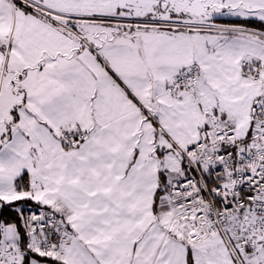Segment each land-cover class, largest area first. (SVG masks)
Segmentation results:
<instances>
[{
  "label": "snow or ice",
  "instance_id": "1",
  "mask_svg": "<svg viewBox=\"0 0 264 264\" xmlns=\"http://www.w3.org/2000/svg\"><path fill=\"white\" fill-rule=\"evenodd\" d=\"M0 264H264V0H0Z\"/></svg>",
  "mask_w": 264,
  "mask_h": 264
}]
</instances>
